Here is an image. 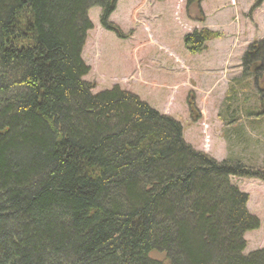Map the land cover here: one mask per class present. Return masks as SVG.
<instances>
[{"label":"trees","instance_id":"obj_1","mask_svg":"<svg viewBox=\"0 0 264 264\" xmlns=\"http://www.w3.org/2000/svg\"><path fill=\"white\" fill-rule=\"evenodd\" d=\"M117 2L0 0V264H264V249L245 253L260 220L231 183L264 171L217 160L134 92L84 79L88 13L117 32ZM215 33L185 45L202 53ZM242 68L259 115L264 36Z\"/></svg>","mask_w":264,"mask_h":264},{"label":"rangeland","instance_id":"obj_2","mask_svg":"<svg viewBox=\"0 0 264 264\" xmlns=\"http://www.w3.org/2000/svg\"><path fill=\"white\" fill-rule=\"evenodd\" d=\"M257 1L118 0L110 17L117 32L102 27L101 9L93 7L84 79L95 93L114 86L134 92L178 120L185 140L217 160L264 171V111L255 114L253 83L236 81L248 45L264 36V1ZM203 28L217 36L193 54L185 36ZM231 183L248 194L247 208L260 220L244 235L245 253L264 249V180L236 176Z\"/></svg>","mask_w":264,"mask_h":264},{"label":"crops","instance_id":"obj_3","mask_svg":"<svg viewBox=\"0 0 264 264\" xmlns=\"http://www.w3.org/2000/svg\"><path fill=\"white\" fill-rule=\"evenodd\" d=\"M263 37V36H262Z\"/></svg>","mask_w":264,"mask_h":264}]
</instances>
